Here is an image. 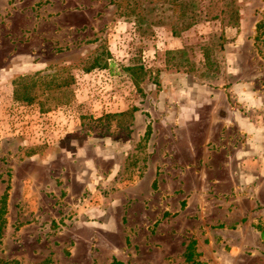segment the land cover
I'll use <instances>...</instances> for the list:
<instances>
[{"label": "rangeland", "instance_id": "1", "mask_svg": "<svg viewBox=\"0 0 264 264\" xmlns=\"http://www.w3.org/2000/svg\"><path fill=\"white\" fill-rule=\"evenodd\" d=\"M177 1L0 0V259L264 264V0Z\"/></svg>", "mask_w": 264, "mask_h": 264}, {"label": "trees", "instance_id": "2", "mask_svg": "<svg viewBox=\"0 0 264 264\" xmlns=\"http://www.w3.org/2000/svg\"><path fill=\"white\" fill-rule=\"evenodd\" d=\"M122 0H120L121 2ZM128 4L131 6H128L129 12L126 15H137L136 11L138 9V0H129ZM155 1V0H151ZM164 2H168L172 7L174 6L175 8L179 7V2L177 0H162ZM118 2L117 5L118 7H121V3ZM231 5H233L231 3ZM232 14L234 15L232 19L235 21L234 25L238 24V19H239V14L237 10L234 8V6H231ZM187 11L189 12L188 16L186 15L188 12L184 13L186 15V23L183 26V31L188 30L192 28L194 25L198 23L197 16L193 10L192 4L188 5ZM175 34V32H174ZM254 44L256 48L258 49V53L262 56L264 59V9L263 12L260 14L259 19L256 22L255 25V37H254ZM183 54V52H182ZM258 232L260 233V238L264 242V227L263 228H258ZM0 264H18L16 261H8V260H3L0 259Z\"/></svg>", "mask_w": 264, "mask_h": 264}, {"label": "crops", "instance_id": "3", "mask_svg": "<svg viewBox=\"0 0 264 264\" xmlns=\"http://www.w3.org/2000/svg\"><path fill=\"white\" fill-rule=\"evenodd\" d=\"M33 63L30 60V56L27 54H21V55H16L12 57L9 65L7 68L3 69L2 72H0V79L4 81H12L15 80L17 77H23L27 73L30 72V70L33 67ZM224 116V115H223ZM223 120V119H222ZM225 120V118H224ZM233 123H235L233 121ZM240 132H242V137H244V134H247V139L246 140H255L253 133H259L254 131V126L249 125V123L244 124L241 128L238 127ZM242 224V223H240ZM229 230V227L226 228V231ZM260 235V233H259ZM260 237V236H259ZM227 240V239H225ZM227 242V241H226ZM234 247H232L233 249ZM234 253L233 251L229 252V254Z\"/></svg>", "mask_w": 264, "mask_h": 264}]
</instances>
